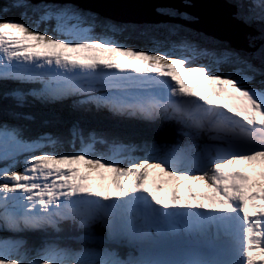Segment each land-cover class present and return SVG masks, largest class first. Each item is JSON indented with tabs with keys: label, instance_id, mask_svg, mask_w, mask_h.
I'll return each mask as SVG.
<instances>
[{
	"label": "snow or ice",
	"instance_id": "1",
	"mask_svg": "<svg viewBox=\"0 0 264 264\" xmlns=\"http://www.w3.org/2000/svg\"><path fill=\"white\" fill-rule=\"evenodd\" d=\"M228 3L248 49L177 23L136 49L95 34L132 26L76 0L0 3V264H264V0ZM65 100L183 139L29 133L20 109Z\"/></svg>",
	"mask_w": 264,
	"mask_h": 264
},
{
	"label": "water",
	"instance_id": "2",
	"mask_svg": "<svg viewBox=\"0 0 264 264\" xmlns=\"http://www.w3.org/2000/svg\"><path fill=\"white\" fill-rule=\"evenodd\" d=\"M76 0L102 18L121 24L160 23L176 21L198 32L229 42L236 49H248L246 34L232 17L224 0ZM39 3L40 0H31ZM157 7H174L199 19L193 22L162 16Z\"/></svg>",
	"mask_w": 264,
	"mask_h": 264
},
{
	"label": "trees",
	"instance_id": "3",
	"mask_svg": "<svg viewBox=\"0 0 264 264\" xmlns=\"http://www.w3.org/2000/svg\"><path fill=\"white\" fill-rule=\"evenodd\" d=\"M5 0H0V3H4ZM20 18L18 14H16L14 11H10L5 18ZM127 26H132L135 30H129L123 32L121 37H124L131 41L136 42H151L153 40V36H156L157 38L160 36L159 33H148V32H141L140 29L144 26L139 25H133L129 24ZM152 26V25H149ZM148 26H146L147 28ZM140 28V29H139ZM97 32L102 31L101 28L96 29ZM212 39V38H210ZM214 40V39H212ZM10 102L8 101H0V107H3ZM71 100H65L63 102H56V103H48L43 104L38 101H33L29 105H27L25 108L20 109V111L30 113L33 117L30 121H22V123L26 124L29 133L31 135H37L44 132H51L56 135H60L62 139L65 141L69 138L68 137V129L71 126V124L79 120L80 125H84L83 117H97L98 122L93 120L95 123H101L105 126H109L114 129L121 130L123 128H126L130 124H132L131 121L125 120L122 123H115L112 122V118L108 117L110 116L106 111L103 112H89V113H83V112H77L74 111L71 107ZM104 117V118H103ZM106 118V119H105ZM81 122L83 123H80ZM119 125V127L115 126ZM139 129H147L151 130V128H142L141 126H137ZM99 129V127H97ZM135 128V127H134ZM136 129V128H135ZM102 134H112V132H108V130H98ZM152 131V130H151ZM65 148H68V144L65 143ZM30 238V237H29ZM31 239V238H30Z\"/></svg>",
	"mask_w": 264,
	"mask_h": 264
},
{
	"label": "rangeland",
	"instance_id": "4",
	"mask_svg": "<svg viewBox=\"0 0 264 264\" xmlns=\"http://www.w3.org/2000/svg\"><path fill=\"white\" fill-rule=\"evenodd\" d=\"M19 19V18H18ZM96 34V33H95ZM100 35H108L110 36L112 39L116 40L118 43L120 44H124V45H127V46H131V47H134L136 48L137 46L136 45H132L131 42H129L128 40H121L120 38L116 39L118 37V34L115 33H100ZM153 46V43H150V44H146L144 45L141 49H147V48H151ZM137 49V48H136Z\"/></svg>",
	"mask_w": 264,
	"mask_h": 264
},
{
	"label": "bare ground",
	"instance_id": "5",
	"mask_svg": "<svg viewBox=\"0 0 264 264\" xmlns=\"http://www.w3.org/2000/svg\"><path fill=\"white\" fill-rule=\"evenodd\" d=\"M188 90L200 91L202 94H207L206 90L202 86L198 85H190L188 86ZM153 176L159 179L160 177L154 172ZM93 183H99V181H93Z\"/></svg>",
	"mask_w": 264,
	"mask_h": 264
}]
</instances>
